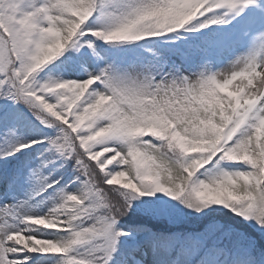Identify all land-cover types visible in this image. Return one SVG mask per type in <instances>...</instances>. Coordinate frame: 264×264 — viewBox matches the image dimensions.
<instances>
[{"label": "snow or ice", "instance_id": "obj_1", "mask_svg": "<svg viewBox=\"0 0 264 264\" xmlns=\"http://www.w3.org/2000/svg\"><path fill=\"white\" fill-rule=\"evenodd\" d=\"M0 264H264V0H0Z\"/></svg>", "mask_w": 264, "mask_h": 264}]
</instances>
